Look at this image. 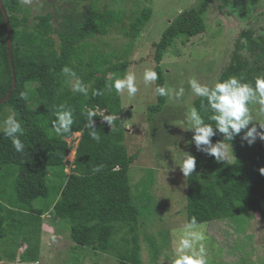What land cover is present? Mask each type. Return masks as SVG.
Masks as SVG:
<instances>
[{
  "label": "trees",
  "instance_id": "obj_1",
  "mask_svg": "<svg viewBox=\"0 0 264 264\" xmlns=\"http://www.w3.org/2000/svg\"><path fill=\"white\" fill-rule=\"evenodd\" d=\"M210 1L202 0L198 7L182 12L154 43L151 58L153 70L159 76L154 81V89L157 85L166 87L161 63L175 39L180 35L188 37L205 32V14ZM220 1L224 5L232 2ZM2 2L12 30L16 87L10 98L0 105V110L3 107L13 110L25 130L21 137L25 145L22 153L16 152L10 139L0 133V185L3 184L2 175L4 178L9 175L7 180L14 193L9 198L1 197L0 212L19 211L23 216L18 222L19 228L8 225L3 229L6 217L0 214L3 229L0 239L7 236L6 232L17 229L18 239H21L13 243L15 247L10 252L5 251L7 259L37 261L42 216L49 212L55 223L57 220L69 223L72 247H91L101 252L115 250L122 263L141 264L140 210L135 204L130 179V170L139 152L130 153L124 143L128 129L125 119L119 117L123 109L121 93L105 88L113 78L124 77L131 62L121 61L123 54L117 56L112 51L113 55H109L111 52L93 48L88 42L97 34H109L123 21V12L104 10L92 1L88 11L64 14L63 21L55 27L50 13L37 15L36 22L31 25L29 15L23 14L20 0ZM151 15L152 9L144 8L128 27L123 28L124 34L132 41L137 39ZM241 35L244 40H239L221 80L236 75L245 81H254L264 69V34L247 30ZM7 43L8 24L0 8V100L13 83ZM116 57L117 62H114ZM64 66L75 71L90 86L88 96L71 91L70 77L61 71ZM93 89H101L103 95L93 96ZM22 91L27 92V99L19 97ZM155 98V103L148 106L147 120L160 113L167 102V96H158L156 92ZM200 103L199 97L193 101L198 109ZM60 106L70 108L74 114L72 131L63 135H57L51 128ZM89 108L104 109L105 115L115 117L112 127L99 116L93 118L99 142L90 137V130L85 127L86 119L81 115ZM75 133H80V137L74 160L69 162L71 144L67 139ZM242 135L243 132L235 137L238 148L233 162L217 161L198 150L189 153L196 159V168L186 177L188 222L193 217L198 224L232 219L250 212H257L264 218V174L260 172L264 168V142L248 145L241 140ZM220 140H223L222 134L212 137L213 143ZM68 163L72 165L70 173L66 172ZM117 165L119 171H113ZM97 166L100 171L94 172ZM38 199L43 202L42 206L35 204ZM3 201L11 202L12 208ZM65 213L71 216L62 220ZM120 232L118 240L116 236ZM148 241L153 264H156L159 254L156 240L148 237ZM22 245L26 246L24 251H20Z\"/></svg>",
  "mask_w": 264,
  "mask_h": 264
},
{
  "label": "rangeland",
  "instance_id": "obj_2",
  "mask_svg": "<svg viewBox=\"0 0 264 264\" xmlns=\"http://www.w3.org/2000/svg\"><path fill=\"white\" fill-rule=\"evenodd\" d=\"M20 1L23 14L29 15L31 25L36 22L37 15L50 13L52 23L57 27L63 21L64 14L86 12L92 1L104 10L123 12V21L112 28L109 34H97L88 42L93 48L111 52L109 55H113L112 51L117 56L123 54L121 61L126 59L131 62L126 73L136 75L139 90L135 97H129L126 91L121 93L123 109L119 117L125 119L128 129L124 141L126 148L130 153L139 152L138 159L131 167L130 179L135 204L140 210L138 231L141 264H153L148 237L156 240L159 249L156 264H168L175 247L174 241L188 223L187 178L179 167H174V161L182 152L197 150L192 142L193 133L185 130L184 124L186 109L193 106V101L198 98L193 95L188 81L192 77L201 83L221 80L222 73L240 44L239 40H244L241 33L253 30L257 34H264V0H232L230 5H224L220 0L210 1L205 14V32L188 37L180 35L165 52L161 66L166 87L172 92L167 96L163 110L154 115L152 120H147V117L148 106L155 103L156 99L154 82L146 85L143 72L154 67L151 58L153 45L176 17L198 7L202 0H31L27 5ZM144 8L152 9L151 18L141 35L132 41L124 34L123 28L128 27ZM54 37L58 40L57 34ZM113 61L117 62V57ZM261 75H264L263 68ZM180 87L184 88V95L177 97L175 92ZM257 112L258 106L253 105L254 118L264 120V116H259ZM10 114H14V111L8 107L0 110V127ZM79 137L80 133H75L67 139L71 144L67 156L69 162L74 160ZM261 142L264 141L257 138L254 143ZM230 144L232 149H227L226 160L233 162L238 145L235 139ZM71 167V163H68L67 173H70ZM8 176L4 178L2 175L1 178V201L2 196L9 198L14 195ZM3 203L9 207L12 205L11 202ZM35 204L42 206L43 202L38 199ZM2 212L0 214L6 217L3 229L8 228V225L19 228L18 222L23 217L19 211ZM70 216L71 213H65L62 220ZM42 222L37 261L7 259L5 251L10 252L21 241L17 234L19 230L12 227L17 229L13 230L16 232H6L7 236L0 239V264H124L115 250L101 252L91 247H72L74 242L70 239L67 221L58 223L57 220L55 223L50 213L45 212ZM3 229L0 227V232ZM198 230L205 235L208 264H264V218L259 213L250 212L232 219L198 223ZM121 235L120 232L116 236L118 240ZM25 249L24 245L20 247V251Z\"/></svg>",
  "mask_w": 264,
  "mask_h": 264
},
{
  "label": "clouds",
  "instance_id": "obj_3",
  "mask_svg": "<svg viewBox=\"0 0 264 264\" xmlns=\"http://www.w3.org/2000/svg\"><path fill=\"white\" fill-rule=\"evenodd\" d=\"M27 5L31 0H22ZM62 73L70 77L71 91L84 96L89 94V85H86L68 66L62 68ZM159 79L158 73L153 69H145L143 81L146 85ZM188 84L194 96L201 100L200 108L191 106L187 108L184 116V124L187 131H191L192 142L198 151L214 157L217 161H224L228 158L227 149L230 141L243 132L240 137L248 145H252L257 138L264 141V120H257L252 113V106H258L257 114L264 116V75H257L254 81H245L242 77L233 75L223 80H216L213 83H201L195 77L189 79ZM108 91L115 89L117 93L127 92L129 97H135L138 92L135 73H126L122 78H113L105 84ZM155 92L158 96H169L172 90L165 86L157 85ZM93 96L103 95L101 89H93ZM175 95L182 97L184 88L180 87ZM21 99H27V92H20ZM86 119L85 127L90 132V137L99 142L100 137L94 128V117H100L111 127L115 117L112 114L105 115L104 109L89 108L81 113ZM207 122H206V119ZM255 122V123H253ZM74 114L70 108L60 106L56 111L55 119L51 122V128L57 135H63L72 131ZM252 125L249 127V125ZM258 125V127H257ZM0 133L10 139L12 147L16 152L22 153L25 145L21 137L25 130L14 114H10L0 127ZM217 134L223 135V140L213 143L212 137ZM227 142V143H226ZM232 149V148H231ZM182 152V151H181ZM174 161V167H179L183 176L189 177L196 168V159L193 155L182 152ZM100 171V166L93 169ZM113 171H119L115 166ZM264 174V168L260 169ZM205 235L198 230V224L193 217L181 230L174 241V250L168 264H208L207 250L204 244ZM163 264V262H162Z\"/></svg>",
  "mask_w": 264,
  "mask_h": 264
},
{
  "label": "water",
  "instance_id": "obj_4",
  "mask_svg": "<svg viewBox=\"0 0 264 264\" xmlns=\"http://www.w3.org/2000/svg\"><path fill=\"white\" fill-rule=\"evenodd\" d=\"M0 8H1V11H2V13H3V15H4L5 19H6V22L8 24V43H7V47H8L9 61H10V65H11L12 75H13V83H12L11 89L7 93V95L0 100V105H1V104L6 102L10 98L12 91L15 89V87H16V76H15V68H14V64H13V55H12V44H13L12 43V30H11V27L9 25V18H8V15H7L6 10L4 8L2 0H0Z\"/></svg>",
  "mask_w": 264,
  "mask_h": 264
}]
</instances>
